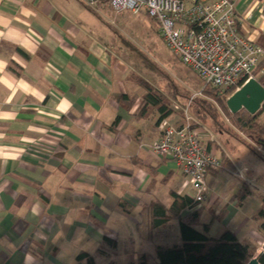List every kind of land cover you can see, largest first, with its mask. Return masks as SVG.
Segmentation results:
<instances>
[{
	"label": "crops",
	"instance_id": "crops-1",
	"mask_svg": "<svg viewBox=\"0 0 264 264\" xmlns=\"http://www.w3.org/2000/svg\"><path fill=\"white\" fill-rule=\"evenodd\" d=\"M103 4L0 0V264H88L81 252L96 264H124L126 244L141 248L173 221L172 244L180 242L177 218L151 227L152 207L169 208L171 190L187 196L190 188L152 149L159 112L140 114L145 92L113 48ZM235 12L240 33L264 48V0H236ZM202 136L223 160L206 175L246 170L230 200L250 212L258 201L249 184L264 191L256 155L244 142L232 148L225 136L222 144ZM211 198L207 191L205 208Z\"/></svg>",
	"mask_w": 264,
	"mask_h": 264
},
{
	"label": "built area",
	"instance_id": "built-area-1",
	"mask_svg": "<svg viewBox=\"0 0 264 264\" xmlns=\"http://www.w3.org/2000/svg\"><path fill=\"white\" fill-rule=\"evenodd\" d=\"M84 1L89 6L102 2ZM235 1L109 0L108 4L116 12H144L154 19L168 48L198 74L204 86L222 93L264 75V48L240 33ZM187 111L180 124L168 118L160 123L161 135L152 149L176 164L190 188L188 196L202 203L207 198L206 174L221 169L222 161L208 149Z\"/></svg>",
	"mask_w": 264,
	"mask_h": 264
},
{
	"label": "rangeland",
	"instance_id": "rangeland-1",
	"mask_svg": "<svg viewBox=\"0 0 264 264\" xmlns=\"http://www.w3.org/2000/svg\"><path fill=\"white\" fill-rule=\"evenodd\" d=\"M97 4L92 5V8H97ZM103 5H105V8L104 10L101 9L102 12L100 14H104L105 19L108 20L112 29L115 30L113 48L121 50L123 60L128 67V77H130L131 81L135 80L134 82L138 84V80L143 78L152 84L155 90L164 95L170 106L174 108L175 113L173 115L178 118V122L183 121L184 116H186L185 109L188 108L187 114L191 122L194 125L196 124V128L204 136L215 137L221 144L223 143L221 138L225 136L231 143L230 147L232 148L243 149L245 146L242 142H251L246 135L242 134L232 122L222 115L223 111L213 97L209 94L201 93L205 82L168 48L160 34V26L154 19L144 12L138 14L129 10L116 12L107 3ZM140 87L138 84V88ZM143 90L146 94V90L144 88ZM190 98H193V100L188 107ZM197 100H207L211 103L212 109L221 114L223 122L221 123L220 121L214 125L209 115L206 116L205 121L200 119L195 113V101L197 103ZM182 110L184 116L181 114ZM241 112L247 115L244 110H241ZM152 115L150 112L148 116L151 118V126L153 123ZM145 122L148 121L146 120ZM220 130L224 132H218ZM227 131L234 132V135L229 134ZM239 139L241 140L239 141ZM252 158H254L259 168L256 174L264 171V161L257 156ZM221 161L223 166V160ZM244 176H247V173L243 168H238L235 174L229 168H224L217 175L210 173L206 175L207 191L212 194V198L206 208L204 205L206 200L196 207L199 212V223L197 226L202 229L203 224L210 222L209 235L211 236H219L228 229L232 230L241 242L251 246L254 257L263 251L264 232L260 228L262 220L258 216V209L262 206L260 196L264 194V191H259L252 184H249L252 190L250 195L257 198V204L252 205L250 212L247 213L245 211V214L241 206L234 204V207H231L230 197L232 195L230 190L240 185L243 182L240 178ZM261 187L264 189V179ZM235 209H237V212L233 220L232 215H234ZM173 219L176 218L171 220ZM171 224L177 229L175 221L170 222V225L161 229L163 231L157 239L147 241L141 248L139 243L135 245L129 243V246L126 244L124 251L127 254L124 264L138 263L144 259L151 263L156 262V245H172V242L176 241ZM122 263L120 262L119 264Z\"/></svg>",
	"mask_w": 264,
	"mask_h": 264
},
{
	"label": "trees",
	"instance_id": "trees-1",
	"mask_svg": "<svg viewBox=\"0 0 264 264\" xmlns=\"http://www.w3.org/2000/svg\"><path fill=\"white\" fill-rule=\"evenodd\" d=\"M108 1L102 0V3H108ZM259 81L264 85V75L259 78ZM138 84L146 90L140 108L141 115L145 116L149 111L157 110L159 112L157 124L160 125L163 120L175 113L167 98L158 93L152 84L143 78L138 80ZM171 87L173 88L172 83ZM234 90V88H231L221 93L217 88L204 86L202 93L209 94L215 99L219 108L223 111L222 115L251 141H244L246 146L254 155L264 161V103L255 115H246L241 111L232 113L227 106V99ZM195 104V113L203 121L209 115L214 125L220 121L223 122L221 114L213 110L211 103L207 100H197ZM181 114L184 116L183 110ZM194 127H196V124ZM218 132L224 131L220 130ZM227 132L234 135V132ZM208 149L211 150L209 146ZM247 192L248 189L243 190L236 197L242 201L248 196ZM170 193L173 197V203L169 208L162 203L153 204L151 227L162 226L172 218H177L180 227V242L172 245H158L156 247V262L151 263L144 259L138 263L129 264H246L253 258L251 246L241 242L232 230L228 229L220 236L213 237L208 235L211 227L210 222L203 224L202 229L197 227L199 223L198 210L185 217L182 216L185 209L196 208L200 204L198 201L188 195H180L173 190ZM260 200L262 206L258 210V216L262 220L260 228L264 232V194L260 196ZM106 241L109 242L110 240L106 238ZM113 245L116 246V243H113ZM78 258L86 259L88 264H96L93 256L86 252H81ZM259 260L264 264V253L260 255Z\"/></svg>",
	"mask_w": 264,
	"mask_h": 264
},
{
	"label": "water",
	"instance_id": "water-1",
	"mask_svg": "<svg viewBox=\"0 0 264 264\" xmlns=\"http://www.w3.org/2000/svg\"><path fill=\"white\" fill-rule=\"evenodd\" d=\"M264 103V85L257 79L252 78L238 90L234 91L227 99V106L232 113L244 110L248 115H255ZM251 258L246 264H262L260 255Z\"/></svg>",
	"mask_w": 264,
	"mask_h": 264
}]
</instances>
